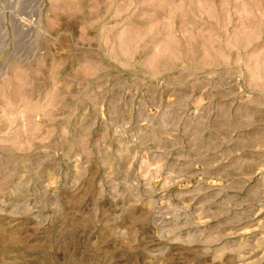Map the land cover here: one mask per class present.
Returning <instances> with one entry per match:
<instances>
[{
    "label": "rangeland",
    "instance_id": "rangeland-1",
    "mask_svg": "<svg viewBox=\"0 0 264 264\" xmlns=\"http://www.w3.org/2000/svg\"><path fill=\"white\" fill-rule=\"evenodd\" d=\"M0 264H264V0H0Z\"/></svg>",
    "mask_w": 264,
    "mask_h": 264
}]
</instances>
